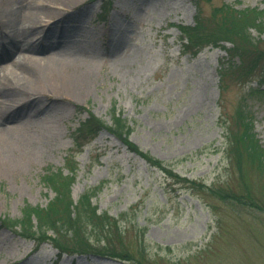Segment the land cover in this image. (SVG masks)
<instances>
[{
    "label": "rangeland",
    "instance_id": "obj_1",
    "mask_svg": "<svg viewBox=\"0 0 264 264\" xmlns=\"http://www.w3.org/2000/svg\"><path fill=\"white\" fill-rule=\"evenodd\" d=\"M102 3L0 0L6 15L32 9L41 13L28 23L35 24L29 36L34 50L22 51L26 66L18 73H32L35 81L55 63L84 80L72 94L30 96L15 80L7 81L6 95L0 98L5 110L0 124V216L17 219L24 203L45 206L52 198L41 177L47 168L69 173L71 132L86 115L77 113L78 105L109 124V108L115 104L132 127L133 143L206 186L242 190L224 150L221 119L231 120L243 96L264 148V97L247 95L263 76L262 69L244 82L225 79L222 87L220 69L230 61L224 50L207 46L194 57L180 51L175 25L193 24L194 0H111L105 15ZM222 3L236 9L264 6V0H211L200 7L208 15ZM8 17H0V73H15L9 64L19 53L6 48ZM251 34L264 37L255 30ZM71 161L72 198L101 185L92 198L98 212L126 216L120 219L123 244L118 240L115 246L135 253L137 233L144 229V258L154 264H264V209L225 203L174 183L106 130ZM247 183L264 208L263 178L249 172ZM56 253L49 243L34 251L31 240L0 226V264H52ZM72 263L124 264L85 255H63L57 262Z\"/></svg>",
    "mask_w": 264,
    "mask_h": 264
},
{
    "label": "trees",
    "instance_id": "obj_2",
    "mask_svg": "<svg viewBox=\"0 0 264 264\" xmlns=\"http://www.w3.org/2000/svg\"><path fill=\"white\" fill-rule=\"evenodd\" d=\"M101 1L105 15L111 0ZM210 1L194 0L196 11L193 24L175 25L179 32L181 53L194 57L207 46L224 50L230 61L223 63L220 69L222 87L225 79L244 82L261 69L264 73V37L255 38L251 34L252 30L257 31L259 36L264 34V6L261 9H236L230 4L222 3L205 15L200 2ZM247 93L250 98L264 97V74L257 80L256 87L249 88ZM244 100L245 96L239 99L230 121L221 119L226 142L224 150L236 171L238 185L242 190L235 192L230 188L206 186L201 181L188 179L176 173L167 162L139 148L129 139L132 127L122 117L121 111L116 109L115 104L109 108V124L90 109L78 105L77 113H85L86 116L78 121L77 127L71 132L69 173L63 174L61 170L47 168L41 177V183L53 193L52 198L45 206L24 203L19 218L0 216V226L14 229L24 239L33 241L35 250L40 244L49 243L57 251L53 264H57V260L63 255L116 259L124 264H154L144 258V229L137 233L139 246L135 253L115 246L114 243L118 240L123 244L125 227L121 225L120 219L123 216L126 219V216L121 215L119 219L105 211L98 212L92 198L100 191L101 185L85 190L75 200L71 196V186L75 178L74 167L69 165L72 162L71 156L80 152L101 130L108 131L128 151L138 155L147 165L160 169L174 183L187 184L189 188L207 193L225 203L264 209L252 195L247 183L249 172L262 177L261 189L264 196V148L253 131L252 115Z\"/></svg>",
    "mask_w": 264,
    "mask_h": 264
},
{
    "label": "bare ground",
    "instance_id": "obj_3",
    "mask_svg": "<svg viewBox=\"0 0 264 264\" xmlns=\"http://www.w3.org/2000/svg\"><path fill=\"white\" fill-rule=\"evenodd\" d=\"M43 14V13H42ZM41 15V13L37 10H30L28 14H19L17 12L9 13L6 15L5 11L0 10V17L6 18L9 20L10 27V35L9 40L7 41V49L12 52L17 50L19 53L16 57L11 61L9 67L14 69L15 73H0V98L6 95L4 91L5 86H7V81L10 79L15 80L22 86L23 93L26 95H38L43 94L45 91H51L54 94L62 95L64 93L72 94L75 89H80L84 85V80L80 78L77 74H67L65 73L57 64L53 63L52 66H48L45 68L42 73L39 75V79H33L32 73H18L21 68H23L26 63V58L23 55L22 51H33L34 46L32 39L29 40V36L31 35L30 28H33L35 24L28 25V23H33V21L37 20V18ZM44 15V14H43ZM13 27V29H12ZM29 28V29H28ZM37 33L33 35L36 36ZM19 70V71H18ZM17 71V73H16ZM10 77V78H9ZM41 81L42 86L41 87ZM17 85L16 83H14ZM10 85V81H9ZM47 89V90H46ZM36 96H32L31 99H36ZM2 102V101H0ZM5 110L1 107L0 104V124L5 115ZM1 137V136H0ZM2 137L0 138V142Z\"/></svg>",
    "mask_w": 264,
    "mask_h": 264
}]
</instances>
